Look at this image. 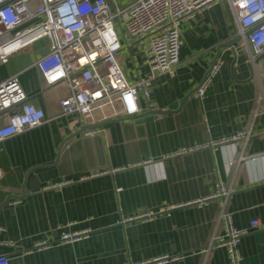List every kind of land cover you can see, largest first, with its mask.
Listing matches in <instances>:
<instances>
[{"label": "crops", "instance_id": "1", "mask_svg": "<svg viewBox=\"0 0 264 264\" xmlns=\"http://www.w3.org/2000/svg\"><path fill=\"white\" fill-rule=\"evenodd\" d=\"M114 1L126 7L135 0ZM39 3L32 0L31 7ZM237 35L227 0L185 18L178 64L151 79L147 99L138 98V113L159 112L139 125L106 120L95 128L101 137L83 141L77 134L59 160L62 142L87 125L76 113H59L63 89L46 86L36 66L48 40L0 63V82L15 75L27 102L45 112L41 125L0 141V254L8 264H132L164 255L176 257L165 264H229L223 247H209L222 233L218 199L209 198L216 182L232 186L225 208L236 228L259 221L239 240V264H264V52L252 65L239 41L234 49L220 47ZM120 38L126 79L146 78L151 70L138 42ZM216 59L223 61L218 74L205 96L195 98ZM241 130H251L245 143L222 141ZM195 145L201 147L175 154ZM98 171L106 172L77 180ZM63 179L74 181L45 188ZM144 213L150 215L122 221ZM79 230L89 235L59 241L62 232ZM42 240L51 245L35 248Z\"/></svg>", "mask_w": 264, "mask_h": 264}, {"label": "built area", "instance_id": "2", "mask_svg": "<svg viewBox=\"0 0 264 264\" xmlns=\"http://www.w3.org/2000/svg\"><path fill=\"white\" fill-rule=\"evenodd\" d=\"M31 1L0 0V63H5L11 53L40 39H47L48 51L35 63L46 86L63 89L58 100L59 113H76L84 125H97L139 112V95L148 98L151 79L170 73L179 62L182 21L217 0H135L126 7L117 6L114 0H40L35 7H31ZM227 1L241 36L238 46L246 49L248 61L254 65L255 58L264 52V0ZM124 30L143 51L151 70L146 78L130 82L124 75L120 63V33L124 35ZM143 39L147 43H143ZM126 44L128 46L129 42ZM222 63L221 59L211 63L192 93L195 98L205 96ZM147 105L150 107L149 103ZM0 117L5 118L0 125V141H3L41 125L45 112L27 102V95L14 75L0 82ZM101 131L100 128L91 129L84 134L92 136ZM250 136L251 130H241L222 141L245 143ZM217 143L212 142L211 145ZM200 147L180 148L175 154ZM105 172L83 173L77 180H87ZM73 181L63 179L45 188L59 189ZM232 191L231 185L222 182L213 186L209 198L218 199V221L222 233L212 238L209 247H223L229 264H239V240L249 229L258 227L259 221L252 219L245 229L234 226L232 213L225 208ZM149 215L138 214L122 221ZM88 235L89 230L62 232L59 241L72 242ZM50 245V242L42 240L34 247L45 249ZM174 259L175 256L164 255L132 264H165ZM8 262V256L0 254V264Z\"/></svg>", "mask_w": 264, "mask_h": 264}, {"label": "water", "instance_id": "3", "mask_svg": "<svg viewBox=\"0 0 264 264\" xmlns=\"http://www.w3.org/2000/svg\"><path fill=\"white\" fill-rule=\"evenodd\" d=\"M241 39V36L237 35L235 36L234 38L230 39L229 41L225 42V43H222L220 45V47H231L232 49H234L232 46L233 44L236 42V41H239ZM219 47V48H220ZM241 51L242 52H246V49L245 48H241ZM217 57V56H216ZM192 93V92H191ZM181 103V101L177 102V104H173L171 106H169V110L171 109H174L175 107H177L179 104ZM176 105V106H175ZM157 112L159 111H148V112H143V113H137V114H133L131 116H128V117H123V118H119V120L121 121H125L126 123H130L128 125H139L143 122V118L144 116L146 115H150V114H156ZM110 121V120H108ZM107 121L101 123V124H97V125H87V126H84L82 128H80L79 130H77L76 132H74V134H72L70 137H68L66 140H64L61 144V146L59 147L58 149V158L57 160H59L60 158V155L62 156L63 154L67 153L71 146L73 145L72 141H73V137H75L77 134H80L81 135V140H88V139H94L96 137H101V133H95L94 135L92 136H86L84 134V130L85 129H95L97 127H100L102 126L104 123H106ZM69 139H71L70 142H67ZM3 204H1L2 206Z\"/></svg>", "mask_w": 264, "mask_h": 264}, {"label": "rangeland", "instance_id": "4", "mask_svg": "<svg viewBox=\"0 0 264 264\" xmlns=\"http://www.w3.org/2000/svg\"><path fill=\"white\" fill-rule=\"evenodd\" d=\"M117 27L119 28V25L117 24ZM124 32V35L127 37V38H129V35L126 33V31L124 30L123 31ZM121 35H122V33H121ZM131 38V37H130Z\"/></svg>", "mask_w": 264, "mask_h": 264}]
</instances>
